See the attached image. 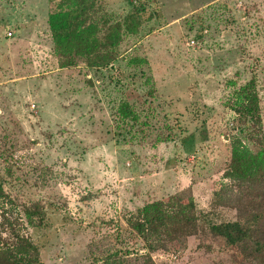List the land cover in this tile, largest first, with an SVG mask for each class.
<instances>
[{"label": "rangeland", "instance_id": "rangeland-1", "mask_svg": "<svg viewBox=\"0 0 264 264\" xmlns=\"http://www.w3.org/2000/svg\"><path fill=\"white\" fill-rule=\"evenodd\" d=\"M58 4L0 0V247L14 228L44 264H264L210 231L239 218L229 165L235 136L257 149L235 111L252 77L264 145V0H100L90 15L100 35L135 8L142 25L121 30L112 62L70 67L54 49ZM171 197L194 199L197 234L129 226L139 207Z\"/></svg>", "mask_w": 264, "mask_h": 264}, {"label": "trees", "instance_id": "trees-1", "mask_svg": "<svg viewBox=\"0 0 264 264\" xmlns=\"http://www.w3.org/2000/svg\"><path fill=\"white\" fill-rule=\"evenodd\" d=\"M55 1V0H52ZM100 0H59L58 10L50 15L54 49L61 67L76 66L79 61L89 65L103 66L112 62L118 54L120 32L124 28L137 33L142 25V8H135L124 20L109 25L103 35L99 26L92 21L93 10ZM91 20V21H89ZM258 81L252 77L244 84L235 103V111L243 118L241 132L253 139L255 151L246 147L239 136L232 142L233 152L230 169L236 181L237 192L226 198L239 211L235 221L212 224L210 231L221 237L232 248H237L245 258L264 257V145L257 133L261 132L262 114L258 99ZM122 110L131 113L130 104L123 103ZM182 138L187 152L194 149ZM34 225H44V213L40 208L25 209ZM5 226L10 225L3 214ZM198 212L194 199L184 200L171 197L155 200L139 207L128 218L129 226L141 235H166L172 241H184L199 232ZM14 243L0 247V264H44L38 246L31 238L13 228ZM114 257V259H110ZM99 264H124L116 255ZM98 261V259H97Z\"/></svg>", "mask_w": 264, "mask_h": 264}, {"label": "built area", "instance_id": "built-area-1", "mask_svg": "<svg viewBox=\"0 0 264 264\" xmlns=\"http://www.w3.org/2000/svg\"><path fill=\"white\" fill-rule=\"evenodd\" d=\"M8 34H9V35H12V32L10 31Z\"/></svg>", "mask_w": 264, "mask_h": 264}]
</instances>
